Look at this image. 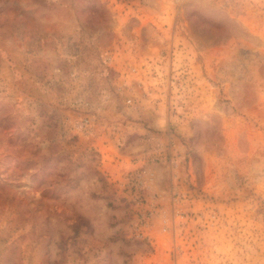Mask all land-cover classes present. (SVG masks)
Instances as JSON below:
<instances>
[{"label":"rangeland","instance_id":"obj_1","mask_svg":"<svg viewBox=\"0 0 264 264\" xmlns=\"http://www.w3.org/2000/svg\"><path fill=\"white\" fill-rule=\"evenodd\" d=\"M0 264H264V0H0Z\"/></svg>","mask_w":264,"mask_h":264},{"label":"built area","instance_id":"obj_2","mask_svg":"<svg viewBox=\"0 0 264 264\" xmlns=\"http://www.w3.org/2000/svg\"><path fill=\"white\" fill-rule=\"evenodd\" d=\"M134 186H135L136 189L140 188V183H139V181L136 180V183L134 184Z\"/></svg>","mask_w":264,"mask_h":264}]
</instances>
